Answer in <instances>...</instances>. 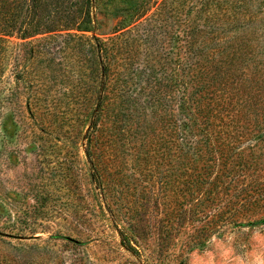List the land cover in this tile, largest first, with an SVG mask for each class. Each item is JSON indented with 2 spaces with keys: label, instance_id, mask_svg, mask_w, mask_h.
<instances>
[{
  "label": "rangeland",
  "instance_id": "374dc122",
  "mask_svg": "<svg viewBox=\"0 0 264 264\" xmlns=\"http://www.w3.org/2000/svg\"><path fill=\"white\" fill-rule=\"evenodd\" d=\"M4 1L0 264H142L116 229L133 220L141 222L139 243L148 264H264V115L234 132L244 133L234 144L244 155L255 150L252 164L240 167L236 160L239 184L254 173L261 189L244 207L231 201L222 217L207 216L206 223L217 227L201 232L203 250L189 246L191 221L167 228L163 167L140 148L145 121L163 138L175 122L172 117L169 124L179 90L169 81L175 79L181 0H152L139 11L128 10L131 0H27L32 30L24 39L4 29L5 14L20 0ZM90 20L93 31H82ZM93 38L113 48L106 121L110 125L121 110L139 138L134 142L83 139L86 117L102 92Z\"/></svg>",
  "mask_w": 264,
  "mask_h": 264
},
{
  "label": "trees",
  "instance_id": "16d2710c",
  "mask_svg": "<svg viewBox=\"0 0 264 264\" xmlns=\"http://www.w3.org/2000/svg\"><path fill=\"white\" fill-rule=\"evenodd\" d=\"M151 1L131 0L128 10L139 11ZM17 4L14 12L5 14L4 29L7 34L21 32L24 39L32 30L31 23L26 25V15H32L33 7L27 0ZM177 18L175 79L169 81L179 90L177 114L170 115L169 124L172 117L175 122L167 126L165 138L148 120L138 135L140 148L163 167L167 228L191 221L194 235L189 246L203 250L206 241L200 237L201 232L217 227V223H206L207 216L222 217L231 201L244 207L261 189L254 173L252 177L244 175V184H239L243 176L236 173V160L241 162L240 167L252 164L255 150L251 147V153L244 155L243 147L234 146L242 141L244 133L234 132L259 123L264 115V0H181ZM86 24L82 31L92 32L93 21ZM93 40L103 69L102 92L86 117L90 127L83 139L88 144L95 139L134 142L137 134L124 121L121 110L110 125L106 121L110 118L111 96L106 91L111 84L113 48L108 42ZM87 155L91 157V150ZM122 224L116 229L123 246L142 264H148L139 243L141 222Z\"/></svg>",
  "mask_w": 264,
  "mask_h": 264
}]
</instances>
